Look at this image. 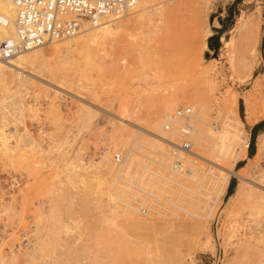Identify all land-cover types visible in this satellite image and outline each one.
<instances>
[{"label":"rangeland","instance_id":"obj_1","mask_svg":"<svg viewBox=\"0 0 264 264\" xmlns=\"http://www.w3.org/2000/svg\"><path fill=\"white\" fill-rule=\"evenodd\" d=\"M148 4V10L155 13L142 15L127 30H113L89 42L86 53L72 51L70 58L63 41L56 43L63 47L57 53L56 44H47V59L44 56L43 60L48 61V67L39 70L23 64L19 70L27 80L18 81L8 73L7 83L0 81V258L5 264H223L234 256L227 231L240 217L237 186L248 184V178L257 181L254 177L259 168L264 169L261 119L246 124L247 155L242 152L235 166L232 158L221 161L212 157L213 153L205 154L207 158L197 156L204 169L234 168L226 193L216 205L212 202L214 207L200 240L185 229L180 235L167 230L123 231L106 218L115 214L112 210L116 204L124 206L119 199L109 197L120 186L139 190L126 185L122 178L138 182L139 174L143 180L147 177L144 173L148 175V171L130 164L125 153L138 156L139 150L147 153L142 146L153 148L145 138L152 135L155 120L172 115L179 107L205 104L217 131L222 125L223 116L218 111L224 107L223 99L233 93L239 94L238 108L236 111L229 104L228 110L233 109L235 119L238 114L246 122L248 96H253L254 116H264V0H150ZM245 14L257 16L261 29L260 66L251 77L237 67V49L225 43L238 40V19ZM131 16L126 14L125 18ZM90 112L95 115L90 127L78 131L77 123ZM30 137L36 144L32 149L31 145L24 146ZM234 145L236 155L240 149ZM117 154L122 156L120 163L116 162ZM234 202L238 204L232 206ZM147 204L139 205L145 218L149 216ZM54 213L58 215L57 225L62 222L61 229L53 225ZM119 214L117 222L124 218ZM227 219L233 220L231 224ZM52 228L59 232L51 233ZM208 236L215 250L211 243L206 249L201 245ZM257 256L252 257L256 260ZM249 260L246 263L252 264Z\"/></svg>","mask_w":264,"mask_h":264},{"label":"bare ground","instance_id":"obj_2","mask_svg":"<svg viewBox=\"0 0 264 264\" xmlns=\"http://www.w3.org/2000/svg\"><path fill=\"white\" fill-rule=\"evenodd\" d=\"M148 2H150V0H139L138 3L134 7L129 9L128 11L120 15H117V16H108V17L102 18L95 25L84 23L82 29L77 35L73 37L64 38L61 40H56L48 44L51 45V44H56L58 41H63L66 55L68 54L70 55L72 51L74 52L80 51L78 53H86V49H87L89 42L91 41L95 42L100 37H104L108 34H111L113 30L115 31H119L122 29L127 30L129 25L131 23H134L133 21L137 23L138 18L141 17L142 15L149 14L150 12L155 13L156 12L155 10H148L149 9ZM0 13H2L5 16V18L11 21L12 19H14L15 13H16L15 4L11 0H0ZM126 14L128 16L129 15H132V16L125 18ZM238 20H239L238 35H237L238 40L235 39L237 42L231 39L229 41L226 40L225 43H227V45L230 44L237 49V52L239 53L238 57L235 59L237 67L239 66L242 68L241 70L242 72H245L246 77H251L255 68L260 64V62L258 61L260 37H261L260 24H259V20L257 16H255L254 14L253 15L252 14L241 15L239 16ZM3 32L6 35L14 36V30L11 25L5 28ZM44 45H47V44H44ZM44 45L43 44L36 45V46L31 47L30 49L18 52L16 55H14L8 60H4L0 58V81L4 80V82L7 83L6 74L8 73L12 74L18 81H22V80L25 81L27 76L25 77L24 76L25 74L21 70H19V68L21 69V65L23 64L32 65L34 67L39 68V70L40 69L42 70L44 67L45 68L48 67L49 66L48 61L46 63V60L45 61L43 60L45 56L44 47H46ZM62 49H63L62 44L61 45L56 44L55 52L56 51L62 52L63 51ZM69 55L68 57H70ZM13 66H16L18 69L14 68ZM256 83L258 82L256 81ZM251 97L250 96L245 97V102L247 104L246 106H248L247 107L248 110L246 109L247 115H246V122H245L238 114H236L237 115L236 119L232 116L233 114L231 115V113H233V109L230 108V110H228L230 107L229 104H231L234 106V110L237 111L238 104H239V94L233 93L231 96L226 95L223 99L224 107H222L223 109L220 107L221 110L218 111V115L223 116V119L221 122L222 125L219 128L217 127L218 128L217 131L213 128V126L215 125H212L210 122V119H209L210 116L207 113V109H209L208 105L201 104L199 106L191 107V110L193 111V113L191 115V118H189L188 123L191 128L189 139L193 143V151L192 152L182 151L179 153L178 157L182 160L183 164L187 168V170H183V171L177 170L175 168L174 164H175V159L177 155L173 152L172 148H169V145L171 146V141H177L181 137L180 131L182 130V127H181L182 121L181 123L179 122L180 124L172 122V121H167L169 118L172 119L171 115H166L159 121L155 120L156 122L154 121L152 125V132H151L152 135L150 136L149 139L145 138L146 142L150 144L153 148H148V147L146 148L142 146V148H144L145 151H147V153L142 152V150H139L137 151L139 154L137 153L135 154L138 156H134V153H133V156H131L130 154L132 152L130 154H128L129 152H127L125 153L126 155L124 154L125 158L128 159L130 164H134V165L137 164L139 168L140 167L142 168V171L143 170L144 172L148 171V175H147V172H145L146 175L144 173V177L145 176L147 177H145L143 180L142 173L139 174V176L137 177L138 182H133L128 179L122 178V180L125 183H127L126 185L137 186L139 190L133 191L127 188L128 186L127 187L125 185L120 186L118 189V192L116 194L113 193V195L109 197H111L113 201H115L114 199L116 200L119 199L121 202L124 203V206H120V204L119 205L116 204L115 205L116 209L112 210L114 211L115 214L108 215V217L106 218L107 215L105 216L103 213V216H105L107 220H109L108 218H110L111 222L114 221L115 224L117 223L115 225L116 228L123 229V231H125L124 230L125 228L126 229L127 228H130V229L138 228V230L140 229V231L143 230V231H147L150 233H155L161 230H162L161 232L163 233L164 230H167V231H172L174 233H179L178 235H180V232L182 233V231L185 229L186 232L187 230L190 231L191 235L193 234L198 235V240H200L202 238L204 229L207 228L205 227L207 226L206 220L211 215L214 204L216 205V201L220 197L223 196V193L226 191L227 187L230 184V173L234 171L233 170L234 168L232 166H229L231 168L224 167V169L220 168L221 171H213L211 170L212 168H208V167L204 169L202 164H200L202 160L199 159L201 160V161L198 160L200 163L197 162L196 160L198 159L197 156H200L201 158H207L205 157V154L208 155V153H213L212 157L213 156L217 157L221 161L228 160V159L235 160L233 163H231L233 166H235L236 163L241 159L239 157L242 152H243V155L246 156L247 141L244 139L245 137L244 133L247 127L246 124L248 123V124L253 125L264 117L262 115L264 112L261 113V115L263 116V117L260 116L261 118H256L254 116L253 114L254 111H251L252 110L251 107L253 105L251 104V99H250ZM261 107L264 108V103L262 104ZM94 116L95 115L93 114V112L88 113L85 117H83L77 123L76 129H78V131L88 129L93 121ZM177 130L179 133H177ZM2 137H4V135ZM5 139H6V136L3 138V141H5ZM34 141L30 137V139H28V141L26 142V144H24V146L31 145L30 148L32 149L36 145ZM68 141L66 140V143ZM233 144H235L234 146H237L240 149V151L237 152L236 155H234V147H232ZM194 147H196L195 151H194ZM155 149H159L160 152H157ZM254 158L256 159V157ZM255 162L259 163V161H255ZM74 163L75 162H68L67 164L72 165ZM139 168L137 169L140 170ZM237 174L240 175V177L245 176V174L240 173V172H237ZM254 178L257 181H253L250 178L247 179L246 177L247 179L246 183L248 184L242 183V185L237 186V192L235 194H236V197L239 198L238 200H241L240 202L241 205H239L240 213L238 212V217L239 215L240 217L239 218L234 217L235 219L234 221L232 220L233 221L232 224L230 223L232 221H229L227 219L229 223L231 224V226H230V229H228L229 231H227L229 233L226 232L228 234V237H227L228 240L232 241L231 242L232 248L235 254L232 258H228L225 262H223V264H248L246 262H248L249 259L252 260L253 263L250 262L249 260V262L252 264H264V220H263L264 218V169L259 168V173ZM85 180L83 181L84 183H86ZM139 181H142L143 183L140 184ZM83 182L82 184H84ZM92 182L93 181H91L90 185L92 184ZM87 186L90 188L89 184H87ZM71 191L73 192V190ZM128 191H130V193H133L135 196L130 197ZM99 192L101 193V190H99ZM90 193H92V191ZM103 193L105 195V192ZM108 193H106V195H109ZM99 194L97 196H99ZM101 196H99V198ZM121 197H125L127 199L125 198L122 199ZM89 199H88V202H89ZM100 201L101 199L99 200V202ZM78 203H79V200H78ZM92 203L91 205L93 206L94 204ZM146 203H148L147 206L149 208V214L148 213L147 214L149 216L145 218L140 215L141 208L139 207V205H141L142 207V205H145ZM232 204L235 205V202L231 203V205ZM169 205H171L172 208H170ZM116 211L118 213L120 212L121 214L119 215L124 217L123 219L121 218L117 219V220L121 219L120 220L121 222L119 221L120 223L115 220L117 218ZM234 211L236 213L235 209ZM55 213L57 212L55 211ZM51 218L55 220L53 222L54 227L56 228L60 225L59 229H61L62 222L60 221L61 223L60 224L58 223L59 225H57V221H59L58 215L55 214ZM251 222H254L255 225H251ZM64 226L68 227L70 225L66 224ZM55 228L54 230L52 228L51 233L56 231ZM59 229L57 232H59ZM128 230H126V232ZM57 232H54V233L57 234ZM141 233L143 232H140L139 234L141 235ZM174 233H172L173 237H174ZM124 234L126 237L127 234L126 233ZM168 235H170L171 237V233ZM170 237H168V239H170L172 242L173 237L172 238ZM205 241L206 242L202 243L201 245L204 248L205 247L208 248V245L211 243V238L208 236V239ZM137 242H139L138 239H137ZM210 245H212L210 247L213 249L214 248L213 243H211ZM50 247L51 246H49V248ZM49 248L47 247V249ZM148 248L150 247H147V251L151 249V248L150 249ZM39 249L41 248L39 247ZM44 249L45 248L43 247L42 250ZM52 250H54L53 247H52ZM148 253L150 252L148 251ZM256 254H258L259 257ZM252 256H255V257L257 256L258 258L255 260V258ZM0 264H5L4 258H0Z\"/></svg>","mask_w":264,"mask_h":264},{"label":"built area","instance_id":"obj_3","mask_svg":"<svg viewBox=\"0 0 264 264\" xmlns=\"http://www.w3.org/2000/svg\"><path fill=\"white\" fill-rule=\"evenodd\" d=\"M11 1L16 8L14 19L9 21L0 13V58L4 60L33 46L73 37L80 32L84 23L95 25L102 18L120 15L134 7L139 0ZM10 25L14 36L3 32ZM192 113L190 107H179L171 115L172 122L180 124L182 121L180 140L171 141L173 152L177 155L174 166L181 171L187 168L178 157L179 153L193 151V143L189 139L191 128L188 123ZM121 161L122 156L117 154L116 162Z\"/></svg>","mask_w":264,"mask_h":264},{"label":"crops","instance_id":"obj_4","mask_svg":"<svg viewBox=\"0 0 264 264\" xmlns=\"http://www.w3.org/2000/svg\"><path fill=\"white\" fill-rule=\"evenodd\" d=\"M232 4H233V3H232ZM232 4H231V5H229V9L231 10V12H232V7H231V6H232ZM263 119H264V118H263ZM263 119H261V120H262V122L264 121ZM261 120H260V121H261ZM259 131H260V129H259ZM246 150H247V148H246ZM246 155H247V154H246Z\"/></svg>","mask_w":264,"mask_h":264}]
</instances>
